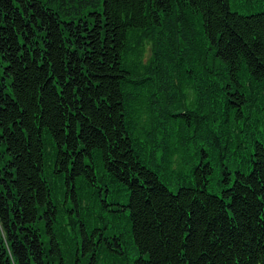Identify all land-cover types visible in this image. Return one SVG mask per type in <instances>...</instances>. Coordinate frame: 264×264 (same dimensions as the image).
<instances>
[{
	"label": "trees",
	"instance_id": "obj_1",
	"mask_svg": "<svg viewBox=\"0 0 264 264\" xmlns=\"http://www.w3.org/2000/svg\"><path fill=\"white\" fill-rule=\"evenodd\" d=\"M0 264H264V0H0Z\"/></svg>",
	"mask_w": 264,
	"mask_h": 264
}]
</instances>
